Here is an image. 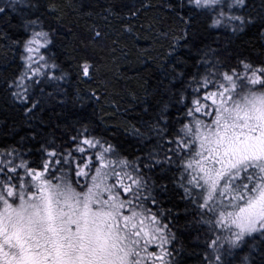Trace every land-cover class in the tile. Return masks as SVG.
<instances>
[{"label": "snow or ice", "instance_id": "obj_1", "mask_svg": "<svg viewBox=\"0 0 264 264\" xmlns=\"http://www.w3.org/2000/svg\"><path fill=\"white\" fill-rule=\"evenodd\" d=\"M151 8L167 29L135 25ZM4 16L0 264H264V0H0Z\"/></svg>", "mask_w": 264, "mask_h": 264}, {"label": "trees", "instance_id": "obj_2", "mask_svg": "<svg viewBox=\"0 0 264 264\" xmlns=\"http://www.w3.org/2000/svg\"><path fill=\"white\" fill-rule=\"evenodd\" d=\"M161 0H146V3H151L152 5H158L160 4ZM256 3H259V0H256ZM69 15L66 18V28L65 31L67 30V27H71L74 32H81L85 30L86 24L84 20L79 21V26H77V21L74 18V16L71 13V9H68ZM160 16V20H154L153 17L158 15ZM9 19L8 16H4L3 18H0V25H3L5 21ZM165 16L163 13H158L155 8H151L148 11L144 12L140 19L138 21H134L135 25L139 27L141 24H143L145 27H147L149 24L154 25L155 29H158L160 27H164L167 29L168 23L165 22ZM13 24L15 23V20L12 21ZM90 23V22H89ZM140 35V41L139 45L137 47H147L149 42L152 40V35L150 33H139ZM71 39V38H69ZM253 45H255L256 41L253 40ZM127 45L128 48L132 49L130 52V56L132 57L133 61L135 59V49L132 47V42L130 40H121L120 44L118 47H124ZM157 48H159V45H156ZM12 58V51H4L0 50V64H3L6 62V60H10ZM131 75V74H129ZM139 85L136 80H130L128 83H124L123 81L116 85L114 88L109 90V94L107 95L106 98H102L101 104L95 106L96 111L100 117H104L106 113H111L113 110L110 108L111 104H115L116 102H120L121 104H124V102L128 98V93L130 90L133 89H138ZM2 119V117H0ZM127 119V114L123 112V109H121L120 113H114L113 114V119L111 120H105L106 124L109 125H120L124 123V121ZM21 122L22 118L19 114L15 115V127L17 131H20L21 128ZM14 121L10 119L8 121V129H0V138H5L7 136L8 131L11 130L13 127ZM51 131V129H49ZM24 131H20V135H24ZM19 137H17L18 139Z\"/></svg>", "mask_w": 264, "mask_h": 264}]
</instances>
